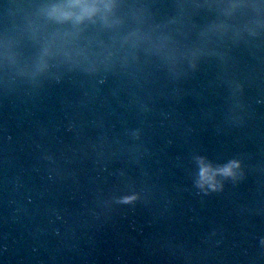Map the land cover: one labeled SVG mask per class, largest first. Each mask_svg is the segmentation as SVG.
Segmentation results:
<instances>
[{
    "label": "water",
    "instance_id": "water-1",
    "mask_svg": "<svg viewBox=\"0 0 264 264\" xmlns=\"http://www.w3.org/2000/svg\"><path fill=\"white\" fill-rule=\"evenodd\" d=\"M0 264H264V0H0Z\"/></svg>",
    "mask_w": 264,
    "mask_h": 264
},
{
    "label": "clouds",
    "instance_id": "clouds-1",
    "mask_svg": "<svg viewBox=\"0 0 264 264\" xmlns=\"http://www.w3.org/2000/svg\"><path fill=\"white\" fill-rule=\"evenodd\" d=\"M199 164V177L198 184L200 187H209L213 190L217 189L218 184L217 177H230L235 175V170L240 167V163L237 160H231L220 166H213L207 162L204 157H197ZM133 199V197H125V202Z\"/></svg>",
    "mask_w": 264,
    "mask_h": 264
}]
</instances>
